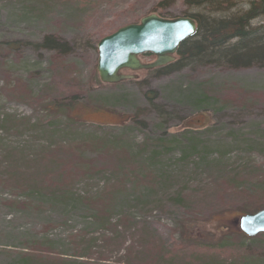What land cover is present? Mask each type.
Segmentation results:
<instances>
[{
	"label": "rangeland",
	"instance_id": "obj_1",
	"mask_svg": "<svg viewBox=\"0 0 264 264\" xmlns=\"http://www.w3.org/2000/svg\"><path fill=\"white\" fill-rule=\"evenodd\" d=\"M161 1L0 0V264H264L239 228L264 209V67L99 79L97 43Z\"/></svg>",
	"mask_w": 264,
	"mask_h": 264
},
{
	"label": "trees",
	"instance_id": "obj_2",
	"mask_svg": "<svg viewBox=\"0 0 264 264\" xmlns=\"http://www.w3.org/2000/svg\"><path fill=\"white\" fill-rule=\"evenodd\" d=\"M170 2L171 0L161 1L148 16L156 14L167 19L163 14ZM182 5L186 8L182 18H190L195 21L196 34L180 44L174 63L152 71L142 72L167 76L192 67L219 66L233 71L264 67V20L261 22L262 25L254 24L257 20L264 19V0H249L247 8H243L238 0H183ZM119 29L103 36L101 40ZM15 45L22 46V43ZM36 47L60 57L70 53L69 43L53 35L45 36ZM95 51L97 52V46ZM142 57L151 59L154 56L146 54L140 58ZM145 98L153 109L160 108L156 104V92L148 91ZM75 103V98L69 102L54 100L49 106V111L67 113L72 111ZM138 115L139 113L131 115L128 120L141 124L137 119ZM68 117L70 118V116ZM4 123L5 121L0 118V124ZM66 126L70 127V123ZM131 162L133 161L129 159L128 163ZM98 222L109 228L112 227L110 219L103 211L99 213ZM259 236H264V234ZM22 262L30 264L27 260Z\"/></svg>",
	"mask_w": 264,
	"mask_h": 264
},
{
	"label": "water",
	"instance_id": "obj_3",
	"mask_svg": "<svg viewBox=\"0 0 264 264\" xmlns=\"http://www.w3.org/2000/svg\"><path fill=\"white\" fill-rule=\"evenodd\" d=\"M197 25L190 18L163 19L156 14L127 25L103 38L97 45V73L101 83L117 85L133 80L125 72L152 71L175 62L182 42L196 34ZM154 56L144 64L140 57ZM241 232L249 238L264 234V209L239 220Z\"/></svg>",
	"mask_w": 264,
	"mask_h": 264
}]
</instances>
